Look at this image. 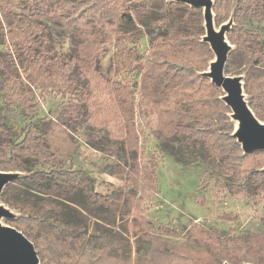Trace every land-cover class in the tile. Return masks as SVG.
I'll return each instance as SVG.
<instances>
[{
    "label": "trees",
    "instance_id": "1",
    "mask_svg": "<svg viewBox=\"0 0 264 264\" xmlns=\"http://www.w3.org/2000/svg\"><path fill=\"white\" fill-rule=\"evenodd\" d=\"M103 1L57 0L50 6L48 0H0V35L11 59L10 67L4 68L5 95L11 103L34 113L16 140L0 146V169L27 174L6 187L1 196L5 204L22 214L8 224L34 243L41 264L231 262L221 239L199 226L193 225L187 235L202 250L170 243L167 237H177V231L163 226L158 234L146 219L145 201L157 191L158 159L145 158L137 107L151 111L152 129L163 142L180 141L188 149L201 143L241 196L264 197V152L243 154L232 136L234 124L228 116L230 109L221 101L223 91L198 75L213 59L212 50L201 42L204 31L160 33L150 51L140 54L131 45L132 37L125 27L134 25L148 4L157 0ZM214 6L217 24L234 16L228 38L235 50L227 68L238 75L244 73L249 105L264 122V28L260 27L264 24V0H214ZM166 7L184 10L186 18L196 11L176 3ZM45 20L73 32L76 43L72 53L61 54L52 45ZM244 22L258 26L248 27ZM112 44L117 52L110 75L118 74L120 80L112 82L115 100L101 103L100 109L109 125L108 134L124 138L131 167L122 173L132 190L104 195L78 181L80 171L71 161L78 145L69 125L50 121L40 130L37 122L41 102L48 100L63 104L68 100L69 110L79 117L82 112L74 99L82 95L86 97L84 107L89 109L94 96L89 75L97 77L104 47ZM135 70L140 75L139 105L131 86ZM29 160L35 161L37 169L26 170ZM89 209L103 210L126 222L135 214L137 223L130 224L133 237L110 229L89 233L81 218ZM238 244L239 263L264 264V234H250ZM247 250L256 255L257 262L246 257Z\"/></svg>",
    "mask_w": 264,
    "mask_h": 264
},
{
    "label": "rangeland",
    "instance_id": "2",
    "mask_svg": "<svg viewBox=\"0 0 264 264\" xmlns=\"http://www.w3.org/2000/svg\"><path fill=\"white\" fill-rule=\"evenodd\" d=\"M56 1L48 0L50 6ZM94 2L104 3L103 0ZM167 3L166 0H157L148 4L146 12L134 20V25L125 27L132 37L131 45L138 53L149 52L154 38L160 33L172 30L185 33L204 31L202 9H195L191 17L186 18L184 10H170L166 7ZM44 22L50 29V39L57 51L65 55L72 53L76 43L73 32L54 21ZM244 24L248 27L258 26L256 22ZM219 26L217 24V28ZM260 27L264 28V24H260ZM104 52L105 55L97 63V77L89 75L94 95L91 101L88 100L89 109H85L86 97L82 95L74 99L82 112L79 117L69 110L68 100L64 104L62 101L54 103L51 100L41 102V118L37 124L40 130H45L50 121L57 120L69 125L78 145V153L71 161L80 171L78 181L81 186L93 188L99 194L113 195L120 190H132L127 187L122 173V169H130L131 156L124 149L123 137L111 132L108 134L109 125L100 109L101 103L115 100L112 82L120 80L118 74L110 75L111 69L115 67L113 59L117 51L114 45L104 47ZM10 61L7 46L0 35V62L3 64H0V146L16 140L34 119V113L11 103L5 95L7 83L4 68L10 67ZM226 71L228 75H238L232 69L227 68ZM132 79V90L139 105L137 90L140 75L137 70L132 72ZM137 108V122L144 131L142 144L146 150L145 158L154 156L158 159L157 191L145 201L148 207L145 211L146 219L155 226L158 234L163 226L175 229L178 236L167 237L170 243L202 250L203 247L190 241L187 235L191 227L197 225L219 237L222 241L220 245L233 259L231 262L215 259L217 264H241L237 261L241 256L238 240L250 234H264V197L239 195L235 187L231 186L230 177L220 163L208 156L201 143L188 149L180 141L163 142L152 129L151 111L142 106ZM24 166L27 171L37 169L35 161L31 160ZM81 218L88 224V232L91 234L110 229L124 231L126 236L133 237L134 229L130 224L137 223L133 219L135 214L126 222L120 216L114 217L103 210L89 209ZM245 254L249 260L257 262L251 250Z\"/></svg>",
    "mask_w": 264,
    "mask_h": 264
},
{
    "label": "water",
    "instance_id": "3",
    "mask_svg": "<svg viewBox=\"0 0 264 264\" xmlns=\"http://www.w3.org/2000/svg\"><path fill=\"white\" fill-rule=\"evenodd\" d=\"M166 1L183 4L194 10H203L204 34L201 42L212 50L213 59L209 62L208 69L198 75L209 79L211 84L223 91L221 101L230 109L228 116L234 124L232 136L243 150V154L264 152V122L256 117L249 105V97L244 90L246 76H231L226 72L229 56L235 50L228 38V33L235 25L234 16L217 28L214 0ZM262 170L264 171V168ZM25 176L27 174L17 170L0 169V264H41L34 243L22 231L8 224L21 217V212L10 208L1 197L6 187Z\"/></svg>",
    "mask_w": 264,
    "mask_h": 264
}]
</instances>
